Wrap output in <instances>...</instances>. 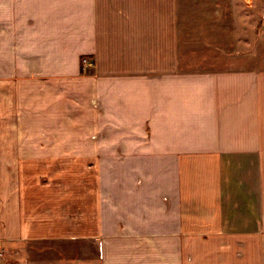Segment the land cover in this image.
<instances>
[{
    "label": "crops",
    "instance_id": "obj_1",
    "mask_svg": "<svg viewBox=\"0 0 264 264\" xmlns=\"http://www.w3.org/2000/svg\"><path fill=\"white\" fill-rule=\"evenodd\" d=\"M223 37L222 0H0V264H264V61Z\"/></svg>",
    "mask_w": 264,
    "mask_h": 264
},
{
    "label": "rangeland",
    "instance_id": "obj_2",
    "mask_svg": "<svg viewBox=\"0 0 264 264\" xmlns=\"http://www.w3.org/2000/svg\"><path fill=\"white\" fill-rule=\"evenodd\" d=\"M222 30L223 49L248 64L264 61V0H222ZM8 255L0 262L14 261Z\"/></svg>",
    "mask_w": 264,
    "mask_h": 264
},
{
    "label": "built area",
    "instance_id": "obj_3",
    "mask_svg": "<svg viewBox=\"0 0 264 264\" xmlns=\"http://www.w3.org/2000/svg\"><path fill=\"white\" fill-rule=\"evenodd\" d=\"M5 251H6V249H5L4 245L0 242V258L4 255Z\"/></svg>",
    "mask_w": 264,
    "mask_h": 264
}]
</instances>
